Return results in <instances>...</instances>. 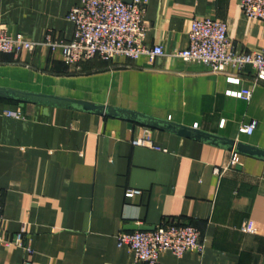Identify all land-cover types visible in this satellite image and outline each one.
Here are the masks:
<instances>
[{"label":"crops","instance_id":"1","mask_svg":"<svg viewBox=\"0 0 264 264\" xmlns=\"http://www.w3.org/2000/svg\"><path fill=\"white\" fill-rule=\"evenodd\" d=\"M81 2L0 0V20L34 42L49 34L68 42L67 17ZM205 18L225 22L240 51L264 52V24L232 0H150L147 43L184 50L193 20ZM232 77L239 84L168 56L76 69L48 47L0 55V88L127 109L264 150V82L251 69ZM242 90L252 91L250 101L230 94ZM0 192V264H23L26 247L33 264H142L116 237L165 219L193 225L205 250L164 252L161 264H264V161L200 140L0 99Z\"/></svg>","mask_w":264,"mask_h":264},{"label":"built area","instance_id":"2","mask_svg":"<svg viewBox=\"0 0 264 264\" xmlns=\"http://www.w3.org/2000/svg\"><path fill=\"white\" fill-rule=\"evenodd\" d=\"M244 14L264 24V0H232ZM150 0H82L72 8L67 19L74 25L71 41L54 39L49 34L43 42H34L22 34L11 33L0 20V55H20L33 52L39 47L60 50L65 62L72 68L95 59L116 64L121 60L132 62L147 57L151 62L158 57H171L185 62L201 65L212 75H226L232 83L239 84L236 73L253 70L257 82H264V52L246 53L240 51L228 36L225 22L205 18L193 20L189 32V46L167 54L163 47L148 45V29L145 16ZM231 96L250 101L251 90L230 92ZM9 117L21 119V112H7ZM254 125L244 128L252 135ZM135 146L153 147L145 140H136ZM232 164H237L236 160ZM226 170H216L222 175ZM136 193V192H133ZM2 193L0 192V233L4 222ZM118 248H127L142 264H161L164 252H170L177 258L189 252L203 254L205 245L200 232L190 224L178 220L165 219L153 230L122 232L117 237ZM0 243L1 240H0ZM28 258L23 264H33L34 252L25 248Z\"/></svg>","mask_w":264,"mask_h":264},{"label":"water","instance_id":"3","mask_svg":"<svg viewBox=\"0 0 264 264\" xmlns=\"http://www.w3.org/2000/svg\"><path fill=\"white\" fill-rule=\"evenodd\" d=\"M0 99L17 102L21 105L34 104L66 110H73L83 113L96 114L112 119H120L131 124L139 125L149 129H156L174 133L183 138L196 139L214 146L224 148L228 151L264 161V150L251 145L229 140L220 136L211 135L197 131L185 126L174 124L165 120L121 108L93 104L90 102L29 93L19 90L0 88ZM153 228L135 227L133 231H150Z\"/></svg>","mask_w":264,"mask_h":264}]
</instances>
